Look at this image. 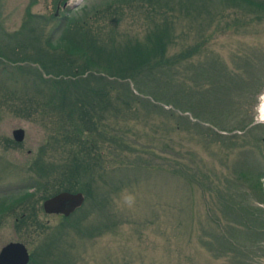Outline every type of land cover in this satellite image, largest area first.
<instances>
[{
  "label": "rangeland",
  "instance_id": "374dc122",
  "mask_svg": "<svg viewBox=\"0 0 264 264\" xmlns=\"http://www.w3.org/2000/svg\"><path fill=\"white\" fill-rule=\"evenodd\" d=\"M120 1L67 0V7L58 9L57 0H0V46L14 40H29V31L34 40L38 41V37L42 36L41 43L44 45L56 29L63 30L64 24L80 19L85 13V26L89 29L106 20V23L103 22L106 24L104 35L115 29L118 36L119 32L132 36L136 44L144 40L149 32L147 27H151L152 17L155 16V2L132 0L137 2V6L131 8L115 5L122 11L121 20H118L121 24L110 28L116 18L106 19L105 11L111 3ZM168 1L173 5L179 3V0L175 1L177 4L173 0ZM182 1L190 8H197V11L205 3L206 7L202 8H210L212 13L216 10L212 15L215 18L218 12L219 15L211 22L195 18L190 13L178 17V30L181 32L185 29V32L174 35L172 42L169 39L166 56L172 59L184 50L190 55H184L171 72H164L167 77L175 76L164 88H158V81L150 75H144L139 86L131 78L111 77L122 83H130L132 91L146 100L138 101L125 117L105 121L107 129L99 132L97 139L102 142L101 134L106 138L101 146L103 157L107 159L103 163V180L93 184L91 201L90 194H87L84 204L68 217L61 213H46L43 203L48 197L42 195L49 192L41 189L38 193L34 187H30L37 177L31 167L50 134L54 133L48 127L50 120H42V113L27 117L15 110L16 106H22L20 103L26 93V79L36 82L34 75L19 76L16 67L20 64L30 65L31 62L11 64L2 58L7 63L0 62V197L8 193L24 194L25 188H29L30 193H36L33 204L28 205L27 216L31 215L28 225L19 220L22 211L18 208L0 213V250L9 242H23L32 260L45 259L44 264L235 263L234 257L208 246L207 234L215 231L208 207L212 213L216 210L219 204L217 191L209 188V180H205V189L196 184L192 187L188 179L172 173V166L175 149L182 147L190 166H199L204 173H212L222 179L224 175L236 176L234 166L238 161L242 163L248 159L264 167V143L259 142L264 138V120L260 112L264 96V20L250 16L246 5L232 6L230 9L227 8V1ZM165 2L167 0H157L155 6L160 7ZM183 8L189 9L186 4H183ZM97 11L102 16L97 17ZM21 32L26 35L19 37ZM196 45L200 47L195 50ZM33 65L39 67L38 64ZM95 72L109 76L104 69ZM126 90L125 87L120 89ZM232 103L237 107L234 104L230 106ZM176 125L184 131H176ZM256 125L259 128L249 131ZM220 127L232 131L220 130ZM19 128L25 130L23 141H16L13 136V131ZM212 130L230 139H226V143L221 140L216 142L213 138L218 137L212 135ZM237 134L243 137L237 138ZM83 135L82 140L90 139L88 134L83 132ZM108 137L119 140L125 147L120 150L119 145ZM246 141H250L246 143L247 148H241ZM56 144L59 148L63 147L61 140ZM57 148L54 145L44 150L46 164L58 163L65 157L67 163L70 161L71 152ZM115 155L122 160H115L112 157ZM253 180L254 177L250 183H245L247 188H251ZM45 181L50 182L47 188H52L56 183L50 179ZM262 183L264 186V180ZM83 184L89 190L90 181ZM103 192L108 199L104 205L106 214L111 217L106 221L113 226L106 222L108 229L106 226L103 228L105 232L90 238V225L99 228L105 215L96 204L99 193ZM128 197H132L130 204ZM241 203L260 206L264 217V204L254 199ZM227 216L223 217L225 228L228 226L225 222L231 219L230 214ZM222 227L217 226L215 233L221 234ZM238 229L237 233L236 229L229 232L235 234L236 242L245 240L246 245L251 246H244L247 249L242 254L241 247L235 246V255L242 257L240 263L264 264V230L243 231L241 234L240 226ZM55 237L57 239L53 245L57 246L51 253L47 252L46 244L52 243L50 240Z\"/></svg>",
  "mask_w": 264,
  "mask_h": 264
},
{
  "label": "trees",
  "instance_id": "16d2710c",
  "mask_svg": "<svg viewBox=\"0 0 264 264\" xmlns=\"http://www.w3.org/2000/svg\"><path fill=\"white\" fill-rule=\"evenodd\" d=\"M173 1L176 4L178 3L175 2L177 0ZM216 1L222 3H226L225 1H227V8L230 9L232 6L241 7L246 5V10L250 16H256L261 21L264 20L263 1L213 0V3ZM154 2L157 6V0H154ZM136 3L132 0L111 3L105 11L106 19L107 17L111 18V20L116 18L111 23L110 28H115L121 24L118 20H121L120 15L122 11L117 6H129L131 8ZM183 4H186L189 9H184ZM155 5L153 6V10L156 17H152L153 22L151 27H147L149 28V32L145 34L144 40H140L136 44H134L135 41L132 39V36L121 34L120 32L118 36L115 29L111 33L104 35L103 30L106 25V20L102 21V24L99 22L95 26H90L89 29L87 25L85 26V15L87 14L85 13V15H81L83 17L80 19H76L75 21L71 20L68 22L69 24H64L63 30L62 28L60 31L56 29L52 33V38L47 39L44 45L41 43L42 36L41 38L38 37V41L36 39L34 40L29 31V40H14L6 44L2 43L3 47L0 46V62H3V57L11 62V64L30 61V65L20 64L16 68L19 76H22V74H28L29 76L30 74L34 75L36 80V82H33L29 78L26 79L24 84L27 86L25 87L26 93L23 95L20 103L22 106H16L15 110L18 114L23 113L27 117L35 115L36 113H42V120L47 118L46 120L48 121L49 119L51 124L49 123L50 125L48 127L54 131V133L50 134L47 143L42 147L41 154L37 158L36 163H33L31 167L37 177L34 178L30 187H34L38 193L41 189L49 192L42 195V197L46 198L61 191H71L83 192L85 195L90 194L91 201L94 193L93 184L102 182L103 163L104 160H107L104 159L103 152L101 151L102 142L106 141V138L101 134L102 142L97 141L99 132L105 130L104 128L107 129L106 120L111 121L110 118H113L112 120H118L121 116L125 117L127 111L134 109V105L139 103L141 99L146 100L143 96L137 95L132 91L133 89H131L130 83H122L119 79L125 80L131 78L139 86V84L141 85L142 77L144 75H150L153 76L155 81H158V88H164L165 84L172 82L171 79L175 77H167L164 72H171L175 64L183 60L184 55H190L188 51L184 50L178 57L169 59L166 56L169 39L172 42L174 35L185 32V29L181 32L178 30V17L184 13H190L195 18H204L206 21L211 22L216 20L219 15L218 12L215 18L212 15L216 10L212 13L210 8H202L206 7L205 3L200 5L201 7H198V11L197 8H190L182 0H179L178 5H173L168 0L164 4H160V7H156ZM168 8L171 9L169 10ZM161 9H164V11H161ZM164 12L166 13L163 14ZM96 16L99 17L102 14L97 11ZM147 17L151 19L150 15H147ZM25 29L28 30L30 28ZM21 33L22 35L19 37L26 35L23 32ZM59 33L60 35H58ZM153 42L156 44L150 46ZM199 47L200 45H196L194 48L196 50ZM33 63L38 64L39 67L33 65ZM97 69L106 70L109 76L98 75L95 72ZM111 77L119 79H112ZM123 87L125 89L127 88V90L120 91ZM139 92L144 94V91L139 90ZM150 103L152 102L150 101ZM234 105L237 107L236 104ZM20 109H23V111ZM251 122L247 123V125ZM180 127L175 126V130L179 133L184 131ZM257 128H259L257 125L253 126L249 131ZM219 129L232 131L227 127H220ZM240 130H243V128ZM83 132L90 136V139H85L88 141L82 140L84 136ZM211 132L212 135L218 137L217 139L213 138L216 142L217 140H221L223 143H226V139H230L229 136H225L215 130ZM110 135H113V133ZM236 136L237 138L243 137L239 134ZM108 138L111 142L115 141L119 145L120 150L125 147L119 140L113 137ZM60 140L63 143L62 148H59L56 144V141L59 142ZM247 142L250 143V141H246L240 147L246 149ZM259 142L264 143V138L259 139ZM54 145L55 148L58 147L57 149H63V151L69 150L71 152L73 157L71 155L69 156L70 161L68 163L66 157L58 161V163H45L46 158L44 154L46 153L44 150L52 148ZM181 148L178 150L177 148L175 149L176 154L173 161L172 173L188 179L189 181L187 182L192 187H194L193 184H196L204 188L205 180H209V188L217 191L219 204L216 210L212 213L210 207H208L213 224L215 225V231L212 230L213 232L207 234L209 237L208 246L212 250L217 249L219 253H227L231 257H234V264L236 262L240 263L242 257L235 255V246L241 247V254L246 252L245 249L251 246L246 245L247 242L245 240L236 242L238 241L237 237L235 234L231 235L230 232L236 229L237 233L239 226L240 230H242L241 234L244 233L243 231L264 230L262 208L250 203L247 205L241 203L248 199L249 202L251 199H254L259 204H264V186L262 183L264 180V167L260 166L256 161H249L248 159L242 163L238 161L234 166V174L236 176L224 175L222 179L218 175L204 173L200 170L199 166H190L187 163L186 151H183ZM112 157L115 160H122L117 155ZM252 177L255 178V181L253 180L254 182L250 185L251 188H247L245 183H250ZM45 179L56 181V183L52 188H47V184L50 182L45 181ZM88 181H90L89 190L84 188L83 184ZM28 189H23L25 190L24 194H21V192L17 194L8 193L4 197H0V213L18 208L22 211L19 220L28 225V220L31 215L27 216V210L33 204V197L36 193H30ZM253 193H255V197ZM98 197L99 199H97L96 204L100 206L98 209L105 215L99 228L90 225V238L105 232L106 230L103 231V228L107 226L106 222L111 218L110 215L108 216L106 214L107 211L104 206L108 202L107 196L103 192L99 193ZM36 204L35 202L34 208H36ZM227 214L231 215V219H228L225 223L232 228H227L228 226L225 228V224L223 223V217L228 218ZM107 224L111 227L113 226L108 222ZM217 226H223L221 234L215 233ZM77 229L81 230L79 227ZM86 235L89 234L87 233ZM56 239L57 237L54 239L51 238L50 241L52 243L47 241V252L50 251L51 253L54 246H57V244L53 245L56 243ZM252 242L256 241L252 240ZM44 256H46V253H44ZM35 262L37 264H44L46 260L41 259L37 261L36 258H33V260L31 258L30 263L34 264Z\"/></svg>",
  "mask_w": 264,
  "mask_h": 264
},
{
  "label": "water",
  "instance_id": "95a60500",
  "mask_svg": "<svg viewBox=\"0 0 264 264\" xmlns=\"http://www.w3.org/2000/svg\"><path fill=\"white\" fill-rule=\"evenodd\" d=\"M13 136L16 141H23L25 130L15 129ZM85 201L83 192L61 191L48 197L44 203V210L48 214L61 213L69 216L77 208L81 207ZM30 252L23 242H9L0 250V264H29Z\"/></svg>",
  "mask_w": 264,
  "mask_h": 264
},
{
  "label": "flooded vegetation",
  "instance_id": "af4514ba",
  "mask_svg": "<svg viewBox=\"0 0 264 264\" xmlns=\"http://www.w3.org/2000/svg\"><path fill=\"white\" fill-rule=\"evenodd\" d=\"M67 5H68V2H67V0H57V7H58V9L59 8H66L67 7ZM58 13H59V11L57 10L56 11V15H58ZM75 212V211H74ZM70 216V215H69ZM66 217H68V216H66Z\"/></svg>",
  "mask_w": 264,
  "mask_h": 264
},
{
  "label": "bare ground",
  "instance_id": "6f19581e",
  "mask_svg": "<svg viewBox=\"0 0 264 264\" xmlns=\"http://www.w3.org/2000/svg\"><path fill=\"white\" fill-rule=\"evenodd\" d=\"M261 118L264 120V96L260 105Z\"/></svg>",
  "mask_w": 264,
  "mask_h": 264
},
{
  "label": "clouds",
  "instance_id": "9594fccd",
  "mask_svg": "<svg viewBox=\"0 0 264 264\" xmlns=\"http://www.w3.org/2000/svg\"><path fill=\"white\" fill-rule=\"evenodd\" d=\"M131 201H132V197H128V198H127V202L130 204Z\"/></svg>",
  "mask_w": 264,
  "mask_h": 264
}]
</instances>
